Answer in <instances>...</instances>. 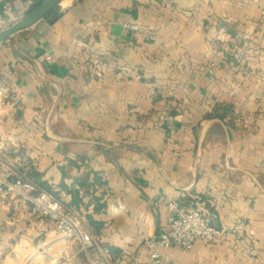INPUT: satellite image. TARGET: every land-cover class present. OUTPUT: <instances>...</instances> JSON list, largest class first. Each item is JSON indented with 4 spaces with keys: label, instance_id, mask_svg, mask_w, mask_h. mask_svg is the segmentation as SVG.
I'll list each match as a JSON object with an SVG mask.
<instances>
[{
    "label": "crops",
    "instance_id": "0c3cea01",
    "mask_svg": "<svg viewBox=\"0 0 264 264\" xmlns=\"http://www.w3.org/2000/svg\"><path fill=\"white\" fill-rule=\"evenodd\" d=\"M37 3L0 10L21 20ZM0 156L119 264H149L168 200L226 236L165 263L264 264V0H64L0 44ZM50 232L0 206L6 264ZM46 254L89 264L77 243Z\"/></svg>",
    "mask_w": 264,
    "mask_h": 264
},
{
    "label": "built area",
    "instance_id": "2783aa9c",
    "mask_svg": "<svg viewBox=\"0 0 264 264\" xmlns=\"http://www.w3.org/2000/svg\"><path fill=\"white\" fill-rule=\"evenodd\" d=\"M18 21L19 18L9 5L0 10V32ZM0 206L8 208L12 213L28 211L32 216L45 220L51 226V232L39 247V255H44L51 248L68 247L77 243L89 264H119L124 259L122 255L114 261L109 248L102 246L90 233L78 213L66 209L50 193L29 179L19 176L1 156ZM166 208L168 211L166 229L156 238L146 241L149 264H173L165 263L161 253L172 246L190 252L197 243L217 246L223 242L226 236L224 230L212 226L200 211L191 207H181L172 200L167 201ZM51 235L52 240H49ZM7 257L0 246V264H6Z\"/></svg>",
    "mask_w": 264,
    "mask_h": 264
},
{
    "label": "water",
    "instance_id": "95a60500",
    "mask_svg": "<svg viewBox=\"0 0 264 264\" xmlns=\"http://www.w3.org/2000/svg\"><path fill=\"white\" fill-rule=\"evenodd\" d=\"M64 0H47L36 10H34L30 15L19 20L17 23L12 24L5 30L0 32V44L6 42L10 38L14 37L18 33L27 30L39 21L46 18V16L53 11L57 6L60 5Z\"/></svg>",
    "mask_w": 264,
    "mask_h": 264
},
{
    "label": "rangeland",
    "instance_id": "374dc122",
    "mask_svg": "<svg viewBox=\"0 0 264 264\" xmlns=\"http://www.w3.org/2000/svg\"><path fill=\"white\" fill-rule=\"evenodd\" d=\"M49 240H52V235L49 236ZM38 250H39V248L36 247L35 245L31 244V243L30 244L26 243V245L25 244L21 245L19 248H17L16 252L26 253V251H27L30 254L33 252V255H32V258L30 260H24L22 258V259H20V261H18L17 264H31L32 261H33V264H42V263H44V260L47 257L46 256L47 254L45 253L44 255H39L38 254ZM35 257H38V259H36L34 261Z\"/></svg>",
    "mask_w": 264,
    "mask_h": 264
},
{
    "label": "trees",
    "instance_id": "16d2710c",
    "mask_svg": "<svg viewBox=\"0 0 264 264\" xmlns=\"http://www.w3.org/2000/svg\"><path fill=\"white\" fill-rule=\"evenodd\" d=\"M45 1H47V0H38V3H37V5H36L35 9H36L37 7H39L40 5H42ZM58 9H59V6H57L53 11H51V12L46 16V18L49 19L50 17L55 16V15L58 13Z\"/></svg>",
    "mask_w": 264,
    "mask_h": 264
}]
</instances>
